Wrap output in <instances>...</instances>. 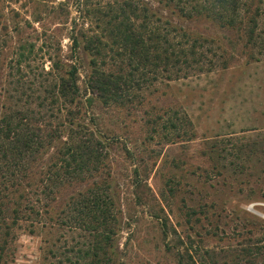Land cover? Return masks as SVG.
<instances>
[{
  "label": "rangeland",
  "instance_id": "rangeland-1",
  "mask_svg": "<svg viewBox=\"0 0 264 264\" xmlns=\"http://www.w3.org/2000/svg\"><path fill=\"white\" fill-rule=\"evenodd\" d=\"M122 1L0 0L3 80L22 43L35 44L20 74L26 84L50 67L48 49L73 62L74 20L91 9L113 13ZM140 1L213 41L222 61L209 53L213 71L173 80H154L147 68L145 85L125 106L93 100L91 115L108 145L106 170L120 209L115 248L124 264H264V55L249 56L240 30L185 19L162 0ZM93 26L84 24L100 30ZM79 49L74 62L83 86L91 56ZM110 55L111 68L116 56ZM141 74L137 69L133 77ZM170 118L179 119L177 129ZM245 143L253 144L249 156L233 148ZM212 147L226 150L218 154ZM77 233L62 224L35 232L23 226L8 264H82Z\"/></svg>",
  "mask_w": 264,
  "mask_h": 264
},
{
  "label": "trees",
  "instance_id": "trees-1",
  "mask_svg": "<svg viewBox=\"0 0 264 264\" xmlns=\"http://www.w3.org/2000/svg\"><path fill=\"white\" fill-rule=\"evenodd\" d=\"M162 2L185 19L203 18L240 30L244 47L252 51L249 56L264 55L263 0ZM112 12L86 10L74 20L69 37L73 62L48 49L50 67L38 81L26 84L20 74L35 44L22 43L14 64L12 59L6 66L4 80V72L0 74V264L12 261L23 226L35 232L61 224L83 238L78 262L124 264L115 248L120 209L106 170L108 145L94 127L92 102L125 106L131 92L145 85L147 68L154 80H173L213 71L217 65L209 53L222 61L213 41L173 25L140 0H123ZM86 23L100 30H86ZM79 47L91 56L83 86L74 62ZM111 53L116 56L114 69L106 63ZM137 69L142 70L141 79L133 77ZM168 122L178 128V118ZM252 145L233 148L249 156ZM212 148L218 154L226 150ZM68 189L73 190L62 198Z\"/></svg>",
  "mask_w": 264,
  "mask_h": 264
}]
</instances>
